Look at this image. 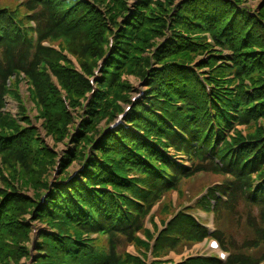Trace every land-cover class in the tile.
<instances>
[{"label":"trees","instance_id":"1","mask_svg":"<svg viewBox=\"0 0 264 264\" xmlns=\"http://www.w3.org/2000/svg\"><path fill=\"white\" fill-rule=\"evenodd\" d=\"M23 1L24 16L0 9V175L24 182L0 177V264L29 256L33 223L47 225L35 242L34 264H145L127 246L145 247L137 234L151 207L199 174L223 182L199 206L213 209L222 226L215 237L232 252L227 264L263 262L264 1L258 9L248 0ZM22 75L47 138L57 143L69 135V105L95 92L60 183L46 181L56 155L21 101ZM128 76L145 93L127 115L129 127L110 131L131 103ZM8 99L18 104L16 115L7 111ZM26 186L38 194L46 189L45 202L29 197ZM208 237L180 213L161 233L155 255Z\"/></svg>","mask_w":264,"mask_h":264},{"label":"rangeland","instance_id":"2","mask_svg":"<svg viewBox=\"0 0 264 264\" xmlns=\"http://www.w3.org/2000/svg\"><path fill=\"white\" fill-rule=\"evenodd\" d=\"M21 0H2L0 2V7H13L15 5L18 4V2ZM112 0H107L108 4L111 3ZM264 0H248V5L252 8H255L258 4L260 5ZM135 2L132 1L130 3L131 7L133 6ZM112 39H110V44L112 43ZM109 46V43L107 45L104 46V49H106ZM53 48L57 51H62L61 47L58 46V43H56ZM64 48H66L65 55L69 58L70 62L74 65L75 69L83 74L82 72V67H81V63L79 61V59L73 55L68 49H67V44L64 43ZM90 61V60H89ZM103 60H98L97 64H95L93 67V75L94 77H96L97 75L100 74V72L102 71L103 68ZM94 77L89 78L90 81L94 80V82L91 81V84L94 85L95 84V79ZM127 80L129 82H131V84L133 85V89L134 91L132 92V96H131V103L132 101L136 98V100L139 98V94L143 91V85L142 82H140L139 80H137V78L135 76H128L126 77ZM97 79V78H96ZM19 89V93H20V97H21V101L24 103L25 108L27 109V115L28 117L31 119L32 124L38 128L39 133L41 134V137L44 139L46 145L48 146L49 150L52 151L55 155H56V159L54 161V164L52 167H50L49 171H48V176L46 178V181H48L50 184H54V183H60L59 179L61 178L60 175V171L62 170L63 164L67 161V155L69 153H71L74 150V147H76L74 145V138L77 136V134H79L81 132V125L83 122V119L85 117V113L84 110L86 109L91 96L95 93L92 94H87L85 96V98L81 99L79 106L78 107H73L71 108L68 103L67 105H69V113L71 114L72 117V124L69 126V135L63 139L60 142H56V140H54L53 138H47L45 131L42 128V123L44 122L43 120H41L39 118L40 114L39 111L37 109V107L30 101V91L32 89V84L31 82L22 75V81L18 86ZM64 100L67 101L66 97H64ZM130 104H125L123 109H126L128 106L127 105H131ZM17 108H18V104L12 100V99H8V106H7V111L10 112L11 114H16L17 112ZM120 112H118L116 114V118L118 116ZM104 126V125H103ZM77 162H75L71 167H70V172L74 173L73 175L77 176ZM21 172V171H20ZM22 174V172H21ZM5 176L6 178H9L13 183L16 184V186H18V183H21L22 185H24V182H22L21 177H16L15 179H13V177L10 176L9 172L4 171V175H0V177ZM23 177V175H22ZM24 178V177H23ZM212 178L210 176H202L200 178H198L197 180H195L192 183H189L187 186H185V190H187V192L189 193V195L191 196L193 193L197 192L198 188L201 189V187H203L205 184H209L212 180ZM216 180H214L213 182H215ZM212 182V183H213ZM210 183V184H212ZM0 186H3V180H1L0 178ZM26 192V194H28L29 197L35 199L37 198V196H39V199L41 200V202H45L44 199V195L47 194V190L43 189V191L38 194L37 191L35 189H33L30 186H26V188H24V190ZM173 200V202H175L177 200V195L173 194L170 199L167 201V206L171 207L170 203ZM166 201V200H165ZM164 201V203H165ZM198 216L202 215V214H197ZM203 219H207V221H210L208 218H206L205 215L202 216ZM32 217L29 215V217L27 218V220L29 222H31ZM212 222V221H211ZM150 227V226H149ZM220 227L221 224H220ZM45 230H47V225L46 224H40V223H33V231H32V235H31V243L29 242L28 244H26L27 248H28V252H29V256L28 257H24L21 261L20 264H34L35 261V242L40 238V234L42 232H45ZM102 241V239H101ZM106 242L104 241L103 244H105ZM209 250L208 247H204V246H199L196 247L192 252L191 250L186 252V255L190 254V253H194L196 254V252H201V253H206ZM124 251V249L122 250ZM126 252H131L134 253V250L132 247H128L126 248ZM171 259H174L176 261H181L182 257L181 256H177L175 254L171 255Z\"/></svg>","mask_w":264,"mask_h":264}]
</instances>
